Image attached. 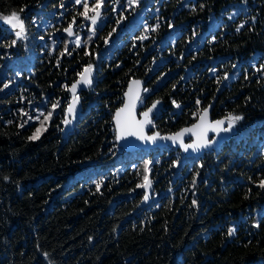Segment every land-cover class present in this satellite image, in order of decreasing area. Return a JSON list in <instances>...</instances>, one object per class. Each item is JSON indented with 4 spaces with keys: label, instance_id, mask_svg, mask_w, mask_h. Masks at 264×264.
<instances>
[{
    "label": "trees",
    "instance_id": "1",
    "mask_svg": "<svg viewBox=\"0 0 264 264\" xmlns=\"http://www.w3.org/2000/svg\"><path fill=\"white\" fill-rule=\"evenodd\" d=\"M95 3L0 0L26 26L0 27V264H264V0H103L96 27ZM132 80L140 111L162 103L153 131L174 136L212 105L213 122L243 116L232 145L123 153L114 118Z\"/></svg>",
    "mask_w": 264,
    "mask_h": 264
},
{
    "label": "snow or ice",
    "instance_id": "2",
    "mask_svg": "<svg viewBox=\"0 0 264 264\" xmlns=\"http://www.w3.org/2000/svg\"><path fill=\"white\" fill-rule=\"evenodd\" d=\"M77 3H80L81 0H76ZM131 2H136V0H131ZM103 4V0H96V3L93 5L92 11H94L96 14L94 16L91 17L92 23L95 24L96 20L99 16V8L102 6ZM84 8L86 9V11L84 13H81V15H84L85 18H89L87 16V10H88V4L84 3ZM24 11V8H21L19 11H15L13 10L10 15H6V16H2L0 17V19L3 20V22L7 25L10 26V28L12 30H14V34L15 37L17 39H21L24 37L25 32H26V26L24 23V19L22 18V13ZM157 27H159V25H157ZM155 29H153L154 31ZM239 31V29H237ZM66 31H68L69 35H72V30L71 27H69L68 29H66ZM141 39H145L146 37H140ZM17 39H14L11 42V45H9V47L14 46L17 42ZM262 69H264V66H261ZM258 71H260L261 69H257ZM80 80L76 81L75 83L72 84L71 88L69 89V91H71L73 93V100L72 102L69 104L67 111L69 114H74L75 112V107L76 104L79 101V97L76 95V89L77 87L82 83L85 86H90L92 83V80L90 78L91 76V67L87 68L84 70L83 73H80ZM134 83H139L138 81L134 82ZM8 85L5 84L4 87H7ZM131 91V90H130ZM144 91H148L147 89H144ZM128 95V94H126ZM139 99V94L137 93L135 95L134 98L130 97V102L126 103L124 108L119 109L116 113V132H117V139L122 138L125 135H139L141 139H149V140H154L155 137H144L142 135V129L143 126L145 124H150L151 123V119L149 118L150 113L152 112V110L156 107L157 104L160 103V101H156L155 103H153L152 107L149 108L146 112H144L142 115L144 117V119L142 121H135V120H129V119H121V114L125 113L127 110H129L130 106L134 107L135 106V100ZM173 103H175V101H173ZM197 103H199V101H197ZM58 106V102L54 103L52 105L53 110H55V108ZM177 107H179V105H177ZM24 115H27V113H24ZM52 113L49 112L46 116L44 115V113H40L39 116L36 117V119H39L40 116L44 117V120L41 121V126L37 127L35 129V132L28 137L29 140H36L39 139L40 135L42 134L43 131H46V128L44 127V121H47L51 118ZM207 116H208V110L204 109L203 114L200 116V124L194 125V128H199L201 129V132L198 134L197 136V140L192 143V144H183L182 142V147H184L185 151H187L189 148L193 149L194 151H197L199 149L202 148H207L211 145L212 141L208 140L206 138V134L207 132L213 131L216 133H228L230 131H232V129L234 128L235 124L239 121H241L243 119L242 115H233V114H229L225 119L223 120H216L214 122H207ZM29 120L32 119L31 116L28 117ZM227 121V126H225V123ZM64 124H68L70 123L69 120L65 119ZM25 123H27V121H25ZM21 127H23L24 125L21 124ZM184 131H189V130H184ZM183 133H178L176 137H167L166 139H173L176 140L178 139L180 136H182ZM145 180V184L144 185H138V187H147L149 185V181H148V177L145 176L144 177ZM193 186H195V181H193ZM100 184H97V190H99ZM259 187L264 188V180H261L259 182ZM145 200L148 199V196L145 195L144 197ZM197 201L195 199L192 200V205H196ZM236 231V229L234 227H231L228 229V235L231 236L234 234V232ZM89 239L91 240V237H89ZM46 255V254H45Z\"/></svg>",
    "mask_w": 264,
    "mask_h": 264
},
{
    "label": "bare ground",
    "instance_id": "3",
    "mask_svg": "<svg viewBox=\"0 0 264 264\" xmlns=\"http://www.w3.org/2000/svg\"><path fill=\"white\" fill-rule=\"evenodd\" d=\"M8 31H9V33H11V34H14V30H12L9 26H8ZM91 77V76H90ZM136 82V81H135ZM139 82V81H138ZM84 84H80L78 87L80 88V87H82ZM142 85H143V83L142 82H139L138 84L137 83H134V82H129V85H128V90H127V92H126V94H128V95H124L123 96V99H124V102H123V104H122V106H121V108H119V109H122V108H124V106H125V104L126 103H129L130 102V97L131 98H134L135 97V95L138 93L137 92V90L139 89L140 90V88L142 89L143 87H142ZM131 90V91H130ZM140 93V92H139ZM141 100H142V98H140V96H139V99L138 100H135L136 102H135V104L136 103H139L138 105H140V102H141ZM158 105V106H157ZM156 106H157V109H159L160 111L162 110L161 108H162V103L160 102L159 104H157ZM140 107V106H139ZM142 107V106H141ZM140 110V109H139ZM211 110V109H210ZM213 110V109H212ZM137 110H135V106L132 108L131 106H130V108H129V110H127L125 113H122L121 114V119L122 120H124V119H129V120H135V121H142L143 119H144V117H143V115L141 116L142 118H141V120H137L136 118H135V116H138V112H136ZM213 112V111H212ZM203 114V111L202 112H200L199 113V115L197 116V118H199L200 119V116ZM69 115H72V114H69V113H67L66 114V116H69ZM153 116V113L151 114V116H149V118H151ZM115 117H116V115H115ZM207 121H212V118H211V113H209L208 112V116H207ZM114 122H115V127H114V133H115V140H116V144H118V146L120 147V148H122V150L123 151H125L126 153H128V154H132V152L134 151V149H135V147L137 146V145H139V146H142L143 147V145L144 144H154V143H159V142H155V141H157V139H156V136L154 135V137H155V139L154 140H149V139H147V140H149V141H147L146 139H141L140 138V136L139 135H125V136H123L122 138H120V139H117V132H116V127H117V124H116V119L114 118ZM200 122L201 121H198V123L197 124H200ZM196 124V125H197ZM149 127H150V124H149ZM151 127H152V129L151 130H153V126H152V122H151ZM148 127L146 126V124L143 126V129H142V135L145 137V131H148ZM188 130V129H187ZM201 132V129H199V128H194V127H192V128H189V131H181V132H179V133H183L182 134V136H180L178 139L179 140H177L178 142H180V141H183V143L184 144H192V143H194L196 140H197V136H198V134ZM213 133H215L216 135H215V138H214V140H216L215 142H221V144H220V146H218V147H216V149H219V148H221V146H223V145H232V143H233V137H234V133H235V131L234 130H232V131H230V132H228V136H227V138H226V136H224V134H226V133H216V132H213ZM189 135V136H188ZM177 136V135H176ZM175 136V137H176ZM193 137V138H191V137ZM170 140V139H169ZM169 140H167V141H169ZM171 148L173 149V150H176L177 151V149H174V148H176V147H172L171 146ZM181 149V148H180ZM203 150V152L201 153V155H203L204 153H209L210 151H212V150H209L208 148H202ZM140 150V149H139ZM138 150V151H139ZM151 150H154L152 147H151ZM193 150V149H192ZM192 155H190L188 152H186L185 154H184V157L186 158V159H195V158H198V156H194L195 154H197V151H189ZM187 155V156H186ZM188 155H190V156H188ZM79 173H77V175H78ZM77 175L75 176V177H77ZM152 193H153V191H152ZM153 196V195H152ZM152 196H151V198H152ZM153 199V198H152Z\"/></svg>",
    "mask_w": 264,
    "mask_h": 264
},
{
    "label": "water",
    "instance_id": "4",
    "mask_svg": "<svg viewBox=\"0 0 264 264\" xmlns=\"http://www.w3.org/2000/svg\"><path fill=\"white\" fill-rule=\"evenodd\" d=\"M93 74V72H91V77L93 76L92 75ZM79 80H80V78H79ZM132 82V81H131ZM141 82V81H140ZM91 85H92V83H91ZM90 85V86H91ZM143 86V85H142ZM89 86H85V85H83L82 87H77V89H76V94L78 93V92H85L86 91V89L88 88ZM143 89V88H142ZM72 102V100L70 101V103ZM78 104H79V106H78ZM82 102L81 101H78V103L76 104V107H75V112H74V114H72V115H69V116H66V119L67 120H69L70 121V123H68L67 125L65 124V126H64V130H63V135H66V133H68V131L70 130V128L72 127V125H73V120L75 119V116H77V115H79V114H81V109H82ZM153 105V104H152ZM212 107H214V106H210L207 110H208V112L209 113H212ZM138 108L135 106V110H137ZM211 109V110H210ZM154 110V109H153ZM152 110V111H153ZM155 111V113L156 112H158L159 111V109H155L154 110ZM136 112H138V110L136 111ZM68 113V111H66V114ZM155 113H153V116H154V114ZM152 116V117H153ZM152 117L150 118V119H152ZM135 118L137 119V116H135ZM138 120V119H137ZM152 121V120H151ZM198 121H200V119L198 120ZM207 122H209V123H211V121H207ZM225 126H227V121H226V123H225ZM148 132L150 133L151 132V129H152V127H151V123H150V127L148 126ZM191 128V127H190ZM185 130V129H184ZM147 131H145V137H154V135H150L149 133H148ZM181 132V131H180ZM179 133V132H178ZM178 133H176V135L178 134ZM222 133V132H221ZM158 134V135H157ZM211 135H216L215 133H210ZM176 135H174V136H165V137H161L160 138V134L159 133H157V132H155V136H156V139H157V141H155V142H159V143H154V144H144L143 145V147L142 146H139V145H137L136 147H135V149H134V151H138L139 149L140 150H149V149H151V147L154 149V147H157V146H160V147H165V145H167V144H170V146H172V147H176V149H177V147L178 148H181L182 149V151L184 152V153H186V151H185V149H184V147H182V146H179V144H173V143H171V142H166V143H164V145L161 143V139H163L164 140V138L166 139L167 137H175ZM224 136H226V138H227V136H228V133H226V134H224ZM208 137L209 136H207L206 138L208 139ZM147 140V139H146ZM212 140V143L214 144H212V146H210V147H207L209 150L211 149H216V147H218V146H220V144H221V142H215L216 140H214V138H212L211 139ZM147 141H149V140H147ZM182 143H183V141H182ZM184 144V143H183ZM191 144V143H190ZM191 150V149H190ZM203 149H199V151L197 152V154H195L194 156H199L203 151H202ZM133 151V152H134ZM193 151V150H192ZM125 152V151H124ZM189 153V152H188ZM190 155H191V153H189ZM190 155H188V156H190ZM187 156V155H186ZM143 191H144V197H145V195H147L148 196V199L147 200H145L144 199V197H143V201H142V203L140 204V208H144V207H146V205H149L150 203H151V201H152V198H151V196H152V187H151V185H150V183H149V185L147 186V187H143Z\"/></svg>",
    "mask_w": 264,
    "mask_h": 264
},
{
    "label": "rangeland",
    "instance_id": "5",
    "mask_svg": "<svg viewBox=\"0 0 264 264\" xmlns=\"http://www.w3.org/2000/svg\"><path fill=\"white\" fill-rule=\"evenodd\" d=\"M72 6H73V5H72ZM101 7H102V6H101ZM101 7H100L99 10H98L100 14H99V16H98V18H97V20H96V23H95V24L92 23L94 26L97 25V24L99 23L98 20H99V17H100V15H101V12H102V11H101ZM95 14H96V13H94L92 16H94ZM92 16H91V17H92ZM90 21H92L91 18H90ZM8 26H9V25L5 24V23L3 22V20L0 19V27H6V28H8ZM97 26H99V25H97ZM9 27H10V26H9ZM95 27H96V26H95ZM66 35L71 36V35H69L68 31L66 32ZM87 68H89V66L84 67V69H83L82 71H84V70L87 69ZM82 71H81V72H82ZM91 72H93L92 69H91ZM92 75H93V74H92ZM79 78H80V75L78 74V79H79ZM90 78H91V80H92V77H90ZM92 81H93V80H92ZM132 82H135V80H132ZM92 83H93V82H92ZM89 87H90V86H89ZM89 87H88L87 89H89ZM144 89H145V88H143V89L140 88V90H139V89L137 90V92H138L140 98H142V95H143V91H144ZM139 92H140V93H139ZM79 94H80V92H78L76 95L79 97V101L82 102V100H81ZM70 95H71V99H70V100H73V93L71 92ZM135 102H136V101H135ZM138 104H139V103H136V104H135V106H136L137 108L139 107ZM81 105H82V104H81ZM78 106H79V104H78ZM82 106H83V105H82ZM157 106H158V105H157ZM157 106L154 108V110L157 109ZM209 107H210V106H209ZM132 108H133V107H132ZM149 108H151V107H147V108H146L145 110H143V111H140L139 109H137V110H138V116H137V119H138V120H141V118H142V117H141L142 114H143L144 112H146ZM212 108H213V107H212ZM154 110L150 113V116H151L152 113H155ZM159 111H160V110H159ZM159 111H158V112H159ZM158 112H156V113H158ZM156 113H155V114H156ZM155 114H154V116H155ZM52 115H55V114L52 113ZM211 115H212V113H211ZM78 116H79V115H78ZM154 116L152 117V119H151L152 121H151V122H153V118H154ZM51 117H52V116H51ZM50 119H51V118H50ZM48 122H49V121H48ZM48 122H46V124H47ZM211 122H213V120H212ZM146 126L148 127L149 124H146ZM192 127H194V125L191 126V128H192ZM45 128H46V127H45ZM187 129L189 130V128H187ZM234 129H235V128H233L232 130H234ZM185 130H186V129H185ZM151 131H152V134L149 133L148 131H147V132H148L149 134H151V135H155V132H156V131H153V130H151ZM210 133H213V131H210V130H209V131L207 132V134H206V137L209 136V137H208V140L212 141L211 139H212V138H215V135H214V134L211 135ZM220 133H221V132H220ZM157 135H158V134H157ZM188 136H189V135H188ZM161 137H165V136L160 135V138H161ZM190 137H191V136H190ZM261 137H262V136H260L259 138H261ZM191 138H193V137H191ZM167 140H169V139H165V138H164V140L161 139V143L164 145V143H166V142H171V143H173V144H174V143H175V144L177 143V144H179V146H182V143H181L182 141H180V142L177 141V140H179V139H177V140L170 139L169 141H167ZM212 144H213V143H211L210 146H212ZM213 145H214V144H213ZM210 146H209V147H210ZM167 147H170V144L165 145V147L157 146V147H154V149H155V150H162V149H165V148H167ZM173 148H174V147H173ZM174 149H176V148H174ZM190 149H191V148H189L186 152L192 151V149H191V150H190ZM177 150H178L179 152H182L183 155L185 154V153L182 151V149H180V148H178V147H177ZM210 150H211V149H210ZM212 150H215V149H212ZM139 151H142V152H143V151H145V152H146V151H149V152H151V151H153V150H151V149H149V150H144V149H143V150H139ZM139 151H134V152H139ZM193 151H194V150H193ZM198 151H199V150H197V152H198ZM123 153H126V152L123 151ZM189 153H190V152H189ZM126 154H128V153H126ZM191 155H192V154H191ZM200 156H202V155L200 154V155L198 156V158H199ZM79 174H80V173H79ZM79 174H78V175H79ZM148 181L150 182V185H151V187H152V191H153V188H154V187L152 186L153 184H152L151 179L148 178ZM152 195H153V193H152Z\"/></svg>",
    "mask_w": 264,
    "mask_h": 264
}]
</instances>
